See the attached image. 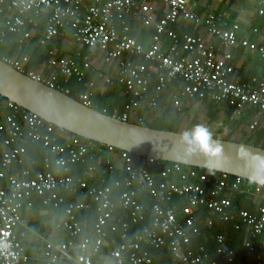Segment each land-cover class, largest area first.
<instances>
[{
  "label": "built area",
  "instance_id": "obj_1",
  "mask_svg": "<svg viewBox=\"0 0 264 264\" xmlns=\"http://www.w3.org/2000/svg\"><path fill=\"white\" fill-rule=\"evenodd\" d=\"M0 0V45L15 37L17 56L1 59L31 80L69 95L56 84L74 79L87 82V91L78 102L93 108L94 83L88 75L107 86L118 85L129 96L121 115L128 122L132 110L146 106L157 107L156 98H147L151 80L155 92L164 91L170 84L179 83L182 89L171 98L174 108L181 100H207L214 104L229 102L234 118L243 111L254 109L264 116V79L252 78L247 83L231 79V51L241 47L264 58V48L239 41L232 29H225L214 15L200 17L189 10L187 0ZM261 7L264 0H250ZM158 3L160 7L157 8ZM160 11L158 18L155 14ZM138 13L144 28H152L150 45L139 43L128 24L130 14ZM180 23L203 26L210 38L223 49L219 58L200 37L182 36L180 44L171 27ZM47 50L45 74L26 69L28 50L33 38ZM72 40L80 48L103 53L105 64L115 63V78L92 68L88 57L79 54L72 58L59 56L58 41ZM170 40L165 46L164 40ZM80 62V64L78 63ZM1 98V97H0ZM258 126L253 122L249 129ZM38 145L47 155L43 171L31 175L36 161L29 158L26 146ZM121 162L122 180L108 184L96 180L95 173L105 160L108 171L116 170L106 154ZM88 164L84 179H73L70 166ZM154 159L102 149L94 143L72 137L67 132L44 122L19 106L0 99V264H26L24 246L16 230L26 227L21 209L39 199L44 208L64 207V220L55 229L69 241L54 243L37 236L45 247L43 264H93L94 258L108 249L113 264H158L152 251L168 248V264H210L202 246L193 247L192 240L200 234V225L213 226L212 217L223 222L238 221L235 230L245 228L251 238L264 237V205L253 212L235 211L231 193L239 189L240 180L230 181L220 174L214 180L209 174H199L179 164L158 166ZM28 165L29 167H25ZM15 167L24 168L20 176ZM117 171V170H116ZM103 174H105L103 172ZM87 180H94L89 182ZM256 188L254 194H259ZM80 194V200H66L65 195ZM93 207L91 226L85 213ZM208 217L201 219V210ZM111 235L117 236L111 240ZM215 254L222 264H232L235 252L226 246L225 237H215ZM245 247L253 252L250 242ZM261 264L260 257L256 258ZM161 264V263H159Z\"/></svg>",
  "mask_w": 264,
  "mask_h": 264
},
{
  "label": "crops",
  "instance_id": "obj_2",
  "mask_svg": "<svg viewBox=\"0 0 264 264\" xmlns=\"http://www.w3.org/2000/svg\"><path fill=\"white\" fill-rule=\"evenodd\" d=\"M143 1L155 3L151 0ZM187 4L189 10L197 16L214 15L221 27L235 31L239 41H247L257 47L264 48V8H262L263 13L259 14L261 7L255 2L250 0H187ZM155 5H157V8L160 7L158 3ZM155 14L158 18L162 15L158 10ZM127 21L131 28V35L139 43L146 46L150 45L153 30L142 26L139 14H130ZM179 25L189 28L190 36L200 37L206 46L214 51L217 57L220 58L223 55V49L220 44L207 35L203 26L195 27L190 23H180ZM164 43L165 46L170 44L166 39ZM56 47L59 50V56L63 58H72L78 54L82 57L86 56L95 70L113 78L117 75L116 64H105L102 52L88 49V53L82 55V48L70 39L58 41ZM231 54L230 65L234 72L231 76L232 80L247 83L252 78L264 79V58L262 56L247 52L239 46L234 48ZM28 57L29 61L26 69L36 74L44 75L48 66L47 50L38 46V36L33 38L30 43ZM70 80L73 81L74 79ZM57 81L56 84L64 91L67 90L69 94L71 92L76 93L78 94L77 97L87 91V82H77L81 85L75 84L76 82H64L61 76L57 77ZM86 81L94 83L91 97L93 107L101 105L103 109L110 108L115 115L119 112L124 113V106L129 103L130 98L124 93L122 87L118 85L107 86L90 74ZM181 89V84L173 83L162 92L156 93L155 90L152 94L148 92L147 98L155 97L157 107L148 108L142 106L132 110L128 122L144 124L146 127L151 128L150 126L156 122L166 121L169 124L177 125L179 128L177 131L169 130L177 133L190 132L195 126L203 125L212 132V138L225 139L237 143L254 142L259 144H254V146L264 148V116H259L254 109H247L242 112L239 118H234V111L229 113L227 106L212 104L210 101L197 102L192 105L190 102L192 100H181L180 107L174 108L171 98ZM201 108L203 109L201 111L202 114H200ZM176 112H178L177 116H175ZM253 122H257L258 126L251 131L249 127ZM249 145H253V143H249ZM103 158L111 159L116 170H121V162L115 156L107 153ZM25 167L29 166L26 165ZM25 167H15L13 174L20 176ZM35 167L31 169V173L33 172L31 175L37 172L33 171ZM65 198L70 200L71 196L66 195ZM262 200H264V189H260V193L257 195L253 193L252 198H249L247 202L248 204L252 203L255 210L256 207L261 206ZM21 217L26 230L18 228L16 233L24 246L25 255L28 257L26 264H43L41 260L45 247L37 236L52 240L54 243L69 241L65 234L55 229V225L64 220L63 206L59 208H44L40 204V200L36 198L30 207L24 206L21 209ZM108 252L109 250L105 249L102 254L95 257L93 264H113Z\"/></svg>",
  "mask_w": 264,
  "mask_h": 264
},
{
  "label": "water",
  "instance_id": "obj_3",
  "mask_svg": "<svg viewBox=\"0 0 264 264\" xmlns=\"http://www.w3.org/2000/svg\"><path fill=\"white\" fill-rule=\"evenodd\" d=\"M0 97L72 137L161 163L226 174L249 182L248 177L255 171L253 157L264 158V148L218 138L212 139L222 148L220 156L208 157L197 150L186 157L188 145L181 142L182 133L143 127L106 116L58 90L31 80L1 59ZM253 184L264 188V184Z\"/></svg>",
  "mask_w": 264,
  "mask_h": 264
},
{
  "label": "trees",
  "instance_id": "obj_4",
  "mask_svg": "<svg viewBox=\"0 0 264 264\" xmlns=\"http://www.w3.org/2000/svg\"><path fill=\"white\" fill-rule=\"evenodd\" d=\"M171 30H173L178 38V43L180 44V40L182 36L184 35H189V28L184 27L183 25H178V26H173L171 27ZM192 35V34H191ZM195 36V35H193ZM15 37L10 36L6 42L3 45H0V59L3 58H9V59H14L17 56L16 52V42H15ZM168 40V39H166ZM170 42V40H168ZM88 48H82L81 54L85 55L88 53ZM80 64V63H79ZM70 82H76L75 80ZM62 82V81H61ZM75 84H78L77 82ZM81 85V84H78ZM156 88V81L152 80L151 83L149 84L148 87V92L149 94L153 93ZM78 94L71 92L68 96L71 98L75 99L76 101L78 100L77 97ZM3 100V98H0ZM5 100V99H4ZM191 104H195L197 102H207V100H197L194 99L190 101ZM128 104V103H127ZM214 104V103H212ZM220 105H225L228 108L229 113H232L234 111V107L230 105L229 102L222 103ZM126 105L124 106L125 110ZM98 112H101L105 114L106 116L109 117H114L117 119L121 120V115L123 113L119 112L118 114H114L112 109L106 108L103 109L102 106H95L93 107ZM178 115V112L175 113V116ZM140 126L146 127L144 124H138ZM173 126V123L170 124ZM195 125V124H194ZM83 140V139H82ZM84 141V140H83ZM230 141V140H228ZM93 143V142H92ZM97 147L102 148V149H107L106 146L99 145L94 143ZM244 144H248L249 142H246ZM116 152H119L115 150ZM26 152L28 157L33 158L34 160L37 161L36 167L33 169V171H43V160L47 157V155L41 150L40 146L38 145H28L26 146ZM132 156V155H131ZM167 163H159L158 166L166 165ZM88 164L84 163H77L75 165L70 166V172L69 175L73 179H84L85 178V171L87 169ZM184 167V166H183ZM185 169H191L197 171L199 174H209L214 180H216L219 177V173H214V172H208L205 170H200V169H195V168H187L184 167ZM103 172L105 174H103ZM33 173V172H32ZM96 180H101L103 179L105 182L108 184H112L113 181L115 180H122L124 177V174L119 172V171H108V167L106 166L105 160L101 161L100 166L97 168L96 173L94 174ZM234 177H230V181H234ZM89 182H92L94 180H87ZM240 186L239 189L235 192L231 193V201H232V207L235 211H239L241 209H244L248 212H253V205L252 203L248 204V199L252 198V194L254 193L256 188L264 189L263 187H260L256 184L250 183L248 181L240 180ZM66 196V195H65ZM80 194L71 195L70 200H75L79 201L80 200ZM91 208L84 214L85 217L88 220L89 225L94 221V212H93V207L92 204ZM261 205H264V200L261 201ZM209 214L206 210H201V219H204L208 217ZM213 219V226L211 228H206L203 225H200V234L192 240V246L193 247H199L202 246L205 248L206 252L208 253L209 256V261L208 263L210 264H222L219 262L218 257L215 254V248H216V243H215V237L218 235H223L225 237V243L226 246L231 248L235 252V258L234 262L232 264H257V257H260L261 259V264H264V237H258V238H251L250 234L246 231V229L243 227L240 230H235V225L238 224V221H230V222H223L217 217H212ZM111 240H116L117 241V236L111 235ZM250 242L252 247H253V252H250L246 247L245 243ZM151 253L153 255V259L155 263H161V264H168V261L170 259V251L166 247L161 251H152Z\"/></svg>",
  "mask_w": 264,
  "mask_h": 264
},
{
  "label": "clouds",
  "instance_id": "obj_5",
  "mask_svg": "<svg viewBox=\"0 0 264 264\" xmlns=\"http://www.w3.org/2000/svg\"><path fill=\"white\" fill-rule=\"evenodd\" d=\"M181 142L188 145L185 152L186 157L197 150L208 157H217L222 153L219 142L212 139V132L203 125L195 126L190 132H183ZM241 152L243 153V150ZM253 159L256 161L255 171L248 177V180L250 183L264 184V158L255 156Z\"/></svg>",
  "mask_w": 264,
  "mask_h": 264
},
{
  "label": "rangeland",
  "instance_id": "obj_6",
  "mask_svg": "<svg viewBox=\"0 0 264 264\" xmlns=\"http://www.w3.org/2000/svg\"><path fill=\"white\" fill-rule=\"evenodd\" d=\"M1 49V48H0ZM203 109L201 108L200 109V114H202L201 113V111H202ZM152 129H157V130H165V131H169V130H173V131H177L179 128L177 127V125H170L168 122H166V121H160V122H156V123H154V124H152L151 126H150ZM249 143H253V145L252 146H254V144L255 145H259V144H257V143H254V142H249Z\"/></svg>",
  "mask_w": 264,
  "mask_h": 264
}]
</instances>
